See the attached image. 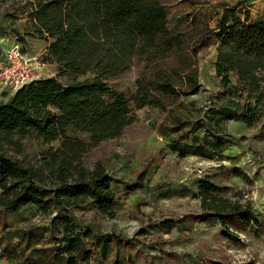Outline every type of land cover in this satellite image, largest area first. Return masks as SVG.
I'll return each mask as SVG.
<instances>
[{
  "label": "trees",
  "instance_id": "16d2710c",
  "mask_svg": "<svg viewBox=\"0 0 264 264\" xmlns=\"http://www.w3.org/2000/svg\"><path fill=\"white\" fill-rule=\"evenodd\" d=\"M26 3L32 7L34 33L49 43L48 59L58 64L60 74L73 79L67 84L56 76L33 79L0 103V207L16 211L35 205L44 214L56 211L50 264H96L99 251L93 230L75 221L73 211L92 202L101 217L115 218L116 178L100 160L88 165L87 154L118 137L137 110L171 106L198 93L200 48L208 47L211 36L218 40L215 72L224 89L263 85L264 19L251 20L249 12L242 18L237 5L224 3L216 27L197 11L190 18L191 29L173 32L163 0ZM136 63H143L136 91L128 96L113 88L110 81ZM263 94L264 88L259 100ZM261 116L255 106L231 115L250 127ZM31 133L43 144L36 163L21 157L22 138ZM55 141L60 143L55 146ZM234 173L241 176L243 171L237 167ZM142 186L136 182L129 189ZM221 190L209 179H200L201 212L182 219L216 217L229 234L231 222H258L249 202L227 198Z\"/></svg>",
  "mask_w": 264,
  "mask_h": 264
},
{
  "label": "rangeland",
  "instance_id": "374dc122",
  "mask_svg": "<svg viewBox=\"0 0 264 264\" xmlns=\"http://www.w3.org/2000/svg\"><path fill=\"white\" fill-rule=\"evenodd\" d=\"M26 1L0 0V60L19 45L23 54L40 58L34 79L56 76L65 84L71 82L73 76L60 74L58 64L48 59L49 43L34 33L29 21L32 7ZM163 1L173 32L191 29L190 18L197 11L205 13L211 28L216 27L224 3L237 5L242 18L249 12L251 20L264 19V0ZM217 46L218 40L211 36L208 47L200 48L198 67L204 86L200 95L185 97L172 107L136 111L118 137L87 154L88 165L100 160L116 178L115 218L101 217L92 202L73 211L75 221L93 230L99 251L96 264H264V94L258 99L264 84L224 89L215 73ZM142 67L143 63L133 64L110 84L132 95ZM15 91L0 90V103ZM239 91L252 98L244 97V104L255 100L262 113L253 127L220 113V103ZM22 144V159L36 163L43 148L36 134L22 138ZM196 150L203 154L195 156ZM237 167L241 176L234 173ZM203 178L220 186L223 196L249 202L258 222L249 226L231 222L233 234H229L216 217L182 219L201 212L198 190ZM136 182L143 186L130 191ZM56 215V211L44 214L35 205L16 211L0 207V264H50L51 221Z\"/></svg>",
  "mask_w": 264,
  "mask_h": 264
},
{
  "label": "built area",
  "instance_id": "2783aa9c",
  "mask_svg": "<svg viewBox=\"0 0 264 264\" xmlns=\"http://www.w3.org/2000/svg\"><path fill=\"white\" fill-rule=\"evenodd\" d=\"M39 60L38 56L23 54L19 45L13 47L0 60V90H17L32 81L36 70L35 63Z\"/></svg>",
  "mask_w": 264,
  "mask_h": 264
},
{
  "label": "crops",
  "instance_id": "0c3cea01",
  "mask_svg": "<svg viewBox=\"0 0 264 264\" xmlns=\"http://www.w3.org/2000/svg\"><path fill=\"white\" fill-rule=\"evenodd\" d=\"M216 57H217V54H216ZM216 73V72H215ZM201 77V76H200ZM217 77V76H216ZM201 81V80H200ZM234 83H236V81H234ZM204 89V86L202 85V82H201V89L198 93L196 94H193V95H188V96H197V95H200V92ZM262 88L260 89V92H261ZM259 95V94H258ZM188 96H185V97H188ZM257 96V95H256ZM183 97V98H185ZM246 97V94H243L241 93V91H239V94L238 96L235 94V92H231L227 95V99L226 100H223L220 105L221 107L219 108V110L221 111L220 113H223V115H227L229 117H231L232 114H235L237 112H241L242 110H246L248 106H255V100H252L254 103L252 104V102L250 101H247V104H244V101H243V98ZM181 98V99H183ZM248 100H251L249 99L248 97H246ZM181 99L178 101L180 102ZM233 101H236V102H233ZM177 102V103H178ZM177 103L171 105V106H167V107H172L174 105H176ZM150 107H153V108H166V107H163V106H150ZM147 108V107H145ZM240 109V111H236L237 109ZM143 109V108H141ZM139 109V110H141ZM138 111V110H137ZM234 118V117H232ZM241 121V120H240ZM241 123H243L246 127H250L246 122L244 121H241ZM203 153L200 151V150H196V153H195V156H201Z\"/></svg>",
  "mask_w": 264,
  "mask_h": 264
}]
</instances>
